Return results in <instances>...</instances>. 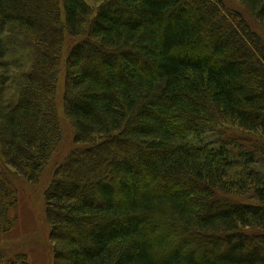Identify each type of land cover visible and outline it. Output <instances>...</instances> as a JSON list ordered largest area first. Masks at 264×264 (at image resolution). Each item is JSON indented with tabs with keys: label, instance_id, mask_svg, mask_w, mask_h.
<instances>
[{
	"label": "trees",
	"instance_id": "1",
	"mask_svg": "<svg viewBox=\"0 0 264 264\" xmlns=\"http://www.w3.org/2000/svg\"><path fill=\"white\" fill-rule=\"evenodd\" d=\"M237 1L264 30V0ZM61 85L76 146L45 192L54 264H264V39L241 13L0 0V234L17 226L11 175L39 182L64 141ZM164 217L191 236L157 254Z\"/></svg>",
	"mask_w": 264,
	"mask_h": 264
},
{
	"label": "rangeland",
	"instance_id": "2",
	"mask_svg": "<svg viewBox=\"0 0 264 264\" xmlns=\"http://www.w3.org/2000/svg\"><path fill=\"white\" fill-rule=\"evenodd\" d=\"M226 10H234L241 13L248 22H250L257 32L264 39V30L257 25L248 14L249 12L245 7L240 4L237 0H223ZM97 6L99 3L96 4ZM64 49V56L66 55ZM63 56V58H64ZM64 74L60 77L62 82ZM64 86L61 85L57 103L59 104L60 116L64 121V141L58 151L54 154L49 165L46 167L45 172L41 180L37 183H30L22 178H17L16 174L11 175L12 184L16 188L17 202L11 209V217L18 215L16 229L7 231L6 233L0 234V249L6 250L8 255L12 258H16L18 254H26L27 264H54L52 244L50 241V225L47 221L46 214V201L45 192L49 187L50 179L54 173L56 166L64 160L68 151L74 147L73 141V129L70 126L69 120L66 119L62 106L61 97ZM231 132H234V128H229ZM256 135L249 134L246 137L254 138ZM257 145V142H254ZM264 145V141L259 143ZM76 146V145H75ZM261 171L260 177L264 179V168L258 167ZM7 172H14L11 168L7 169ZM234 176L237 178L236 173ZM251 175H249L250 177ZM253 182L254 180L251 179ZM249 188V187H248ZM237 199L244 201H254L255 196L250 192L235 194ZM160 227L166 229V227L172 223V227L166 229L170 233L171 240L169 243H165L164 246L157 248V254L161 251L167 250L172 245V241L179 243V240L189 234V230L186 229L185 225L182 226L177 222V219H171L170 217L158 218ZM160 228V229H161ZM250 232L259 231L257 229H248ZM197 244L200 242H196ZM195 247V246H193ZM191 247L188 251L195 252ZM170 248V247H169Z\"/></svg>",
	"mask_w": 264,
	"mask_h": 264
},
{
	"label": "bare ground",
	"instance_id": "3",
	"mask_svg": "<svg viewBox=\"0 0 264 264\" xmlns=\"http://www.w3.org/2000/svg\"><path fill=\"white\" fill-rule=\"evenodd\" d=\"M223 1V0H222ZM250 16H251V18H252V20L257 24V25H259L258 24V22L252 17V15L250 14V13H248ZM250 23V22H249ZM251 24V23H250ZM252 25V24H251ZM253 26V25H252ZM260 26V25H259ZM254 27V26H253Z\"/></svg>",
	"mask_w": 264,
	"mask_h": 264
}]
</instances>
